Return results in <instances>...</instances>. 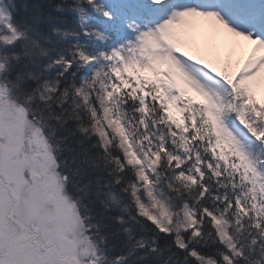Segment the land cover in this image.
<instances>
[{"label": "snow or ice", "instance_id": "snow-or-ice-1", "mask_svg": "<svg viewBox=\"0 0 264 264\" xmlns=\"http://www.w3.org/2000/svg\"><path fill=\"white\" fill-rule=\"evenodd\" d=\"M0 264H264V0H0Z\"/></svg>", "mask_w": 264, "mask_h": 264}]
</instances>
